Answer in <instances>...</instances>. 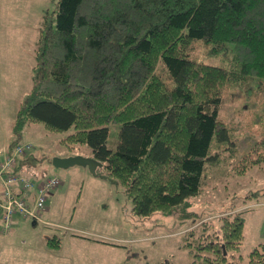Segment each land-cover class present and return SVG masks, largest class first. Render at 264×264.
<instances>
[{
    "label": "trees",
    "instance_id": "16d2710c",
    "mask_svg": "<svg viewBox=\"0 0 264 264\" xmlns=\"http://www.w3.org/2000/svg\"><path fill=\"white\" fill-rule=\"evenodd\" d=\"M55 1L43 14L34 85L5 157L25 143L24 122L73 128L65 139L90 145L98 170L125 186L135 213L194 217L184 242L199 257L193 264H264V245L247 258L241 250V209L218 224L188 210L207 161L224 153L239 173L264 165V0ZM201 48L224 64L200 58ZM28 155L18 152L4 174L41 182L46 174ZM11 186L24 194L19 179ZM43 210L40 218L22 215L37 222ZM50 243L61 246L60 238Z\"/></svg>",
    "mask_w": 264,
    "mask_h": 264
},
{
    "label": "rangeland",
    "instance_id": "374dc122",
    "mask_svg": "<svg viewBox=\"0 0 264 264\" xmlns=\"http://www.w3.org/2000/svg\"><path fill=\"white\" fill-rule=\"evenodd\" d=\"M56 6L55 0H0L2 161L6 144L16 136L25 95L34 85L43 14ZM198 56L224 64L217 56H205L204 48ZM19 130L20 142L29 146L25 150L30 153L28 162L41 175L57 174L61 183L52 190L41 220L17 214L10 234L0 230V264H193L199 258L184 245L185 231L195 226L194 217H184L180 210L139 215L119 181L94 174L88 166L53 164L54 156L92 155L90 145L71 147L65 139L73 128L57 131L31 121ZM117 139L115 127L109 146L115 148ZM221 156L220 162L207 161L202 191L188 198V210L218 224L224 213L241 209L246 218L241 250L247 258L253 247L264 245V165L239 173L224 153ZM59 238L60 247L50 243Z\"/></svg>",
    "mask_w": 264,
    "mask_h": 264
},
{
    "label": "built area",
    "instance_id": "2783aa9c",
    "mask_svg": "<svg viewBox=\"0 0 264 264\" xmlns=\"http://www.w3.org/2000/svg\"><path fill=\"white\" fill-rule=\"evenodd\" d=\"M28 144L24 143L16 148L12 155H7L0 164V230L2 233H9L14 224V216L17 213L29 214L40 218L38 211L46 207L49 193L61 183L57 174H46L43 180L37 181L31 177H16L15 175L4 174L6 168L14 163L18 152H25ZM20 180L24 194L18 196L12 189L11 183ZM31 201V203L29 202Z\"/></svg>",
    "mask_w": 264,
    "mask_h": 264
},
{
    "label": "water",
    "instance_id": "95a60500",
    "mask_svg": "<svg viewBox=\"0 0 264 264\" xmlns=\"http://www.w3.org/2000/svg\"><path fill=\"white\" fill-rule=\"evenodd\" d=\"M53 164L58 167H68L74 164H80L88 166L94 174L106 176L98 170L103 166V163L92 155L73 154L67 156H54Z\"/></svg>",
    "mask_w": 264,
    "mask_h": 264
},
{
    "label": "crops",
    "instance_id": "0c3cea01",
    "mask_svg": "<svg viewBox=\"0 0 264 264\" xmlns=\"http://www.w3.org/2000/svg\"><path fill=\"white\" fill-rule=\"evenodd\" d=\"M8 69H9V67H8ZM12 230H13V229H12ZM11 232H12V231H11ZM9 234H10V233H9ZM9 234H8V235H9Z\"/></svg>",
    "mask_w": 264,
    "mask_h": 264
}]
</instances>
